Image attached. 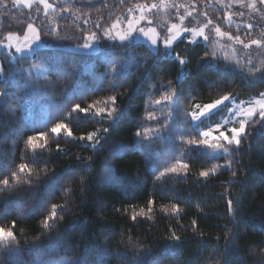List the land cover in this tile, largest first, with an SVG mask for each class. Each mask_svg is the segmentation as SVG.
<instances>
[{"label": "snow or ice", "instance_id": "snow-or-ice-1", "mask_svg": "<svg viewBox=\"0 0 264 264\" xmlns=\"http://www.w3.org/2000/svg\"><path fill=\"white\" fill-rule=\"evenodd\" d=\"M215 2L218 5L215 10L221 13L219 17L210 16L207 11L200 12L196 4H178L175 0L171 3L166 0L156 3H141L139 0H0V50H3L6 61V64L0 65V85H3L0 89V116L23 108L32 101L34 94L47 98L53 105L47 119L30 122L29 130L33 134L27 136L25 144L26 150L31 151L28 157L31 166L21 162L15 168L0 167V192H8L15 185L25 193H32L36 186L44 183L48 200L38 205V212L35 208L29 211L40 215V225L50 232L73 210V186H78L81 191L90 186V175L80 177L78 185L75 182L81 171L88 170L90 173L95 163V157L85 160L84 156L77 155L78 163L67 166L61 172L50 169L51 157L66 151L60 147L61 137L65 143L75 142L93 152L102 150L110 134L127 117L128 106L119 103L125 92L130 94L129 100L138 99L149 85L154 90L163 88L164 91L158 99L145 104L149 124L145 126L142 121H137L134 150L146 153L154 181L170 175L186 177L190 174L192 162L202 157V168L206 163H215L200 170L199 178L207 180L228 170L231 171L229 185L239 184L243 190L253 169L249 166L245 175L240 176V169L234 168L240 161L235 157L242 154L245 147L251 148L254 138L264 137V91L245 101L232 92H225L224 88L231 81L224 84L222 78L229 75L238 77L241 84L248 87L264 82V7H261L264 0ZM235 4L251 10L259 19L255 23H236L233 17H243L245 13L239 9L231 10ZM162 9L167 12L171 23L157 26L156 20ZM60 21L70 23L61 25ZM233 26L235 32L231 31ZM257 29L259 34L253 38ZM62 32L65 34L61 35ZM69 42L75 53L101 54L100 59L107 67L94 86L81 79L83 55L70 57L60 52ZM185 42L186 50L201 47L203 55L197 62L198 66L217 68L221 78L206 81L210 102L192 103V110L184 113L185 117H190L188 130L177 134L173 123L181 111V101L187 104L203 95L199 91L195 96L191 91L183 94L182 81L186 79L190 59L186 54H178L176 47ZM210 44H217L225 51L230 49V56H225L222 62L217 50H209ZM138 47L143 48V52L134 51ZM45 48L51 50V55H35L37 49ZM22 62H28L29 66L25 69ZM161 62L168 64L169 74L174 65H179L176 78L168 79L166 84L163 83L166 76L153 81L154 71L165 72L159 66ZM89 72L95 77L96 69L91 65ZM138 72L140 76L135 84L126 88ZM51 76L64 83L61 90L63 97L59 101L54 95H49L55 90L53 81L49 79ZM41 77L45 78L43 85L40 84ZM105 81H108L107 88L104 87ZM120 89L125 92L118 91ZM103 91H111L112 94L103 99L91 98ZM217 93L222 94L217 96ZM214 96L216 98H211ZM86 99L88 103L83 106ZM237 100L240 102L236 103ZM225 111L233 114L232 119L226 118L221 123L219 117ZM89 123H107V127L79 136L74 134L73 129ZM16 133L18 141L22 138L21 129L17 128ZM53 143L56 144L55 150L51 147ZM121 147L127 150V146ZM176 153H180L182 158L178 159ZM24 155L27 157V151ZM221 160L225 163H219ZM111 172V166L105 163L101 183L111 181ZM41 177H47V180L42 181ZM57 195L64 197L63 203L52 202L49 207V201ZM153 204V199L149 198L147 212L141 207L139 211L132 212L130 219L136 221L145 215L151 219L149 214L153 212ZM238 208L239 199L227 200L228 220L223 225V234L215 238V243L204 241L201 233V243L208 249L202 264H248L249 258L251 264H264V249L250 247L248 257H245L241 255L243 250L236 245L238 231L233 227L239 223L236 216ZM161 211L168 212L169 209L162 206ZM170 211L178 215L182 210L173 203ZM7 215L11 212L0 211V264H7L9 257L19 256L22 251L15 231L17 218L13 217L9 222ZM18 215L22 218L27 215L22 206H19ZM197 224V220H193L191 227L196 229ZM180 227L184 228L183 225ZM169 232L166 238L169 243L165 247L171 250L177 248L182 240L171 229ZM221 240L224 241L223 250ZM128 245H132L131 237L128 238ZM133 246L140 247L138 244ZM40 249L41 245L37 242L29 247V251L36 253ZM71 251L69 246L63 257L40 261L39 264H88L81 256L68 258ZM114 254L125 255L119 251ZM145 255L150 253H137L134 264H144ZM149 264L159 262L153 258Z\"/></svg>", "mask_w": 264, "mask_h": 264}, {"label": "trees", "instance_id": "trees-1", "mask_svg": "<svg viewBox=\"0 0 264 264\" xmlns=\"http://www.w3.org/2000/svg\"><path fill=\"white\" fill-rule=\"evenodd\" d=\"M171 1L172 0H167ZM144 3H156L158 0H139ZM178 4H196L200 12H205L212 16L219 17L220 12L216 6L210 5L209 0H175ZM209 4V5H208ZM79 7V5H77ZM74 10V9H73ZM117 15L119 12L116 13ZM95 16V13H93ZM43 19V16H41ZM61 25L70 21H60ZM231 31L235 32V27ZM65 33H61L64 35ZM259 34V29L253 33V38ZM52 41V38H48ZM72 46L67 43L60 49L62 54L68 56L83 55L81 63V79L89 86H94L98 82L100 73L105 71L107 65L97 54H78L67 48ZM209 50L211 44L208 45ZM137 53L143 52V48L134 49ZM178 54L187 55L190 59L186 72L187 76L183 83V94L189 91L193 96L196 91L203 93L201 97L185 104L181 101V111H191L192 103H207L210 98L207 95L208 86L206 81H214L221 78V73L217 68L198 66L197 62L203 55L201 47L186 50V42L179 43L176 47ZM35 55H51L50 49L37 50ZM229 53L221 55V61ZM26 69L28 62H22ZM6 64L4 53H0V65ZM96 69L95 77L89 72V66ZM160 67L165 72H155L153 81L165 77L163 83L168 79L176 78V68L172 67L170 74L167 72L168 64L161 62ZM7 71V68H5ZM143 69H141V72ZM140 76V72L133 77V80L126 85L132 87ZM55 85V100L59 101L63 97L62 89L64 83L57 80V77H49ZM224 88L225 92H232L235 96L247 101L264 91V82L256 84L254 87L242 85L238 77L226 76L222 78V83L228 84ZM40 84H45V78H40ZM108 81L104 82L107 88ZM3 85H0V89ZM125 92L124 89L118 90ZM164 89L154 90L149 85L144 89V94L138 99L129 100V93L125 92L119 103L128 106V114L120 125L110 134L106 146L102 150L91 151L86 146L81 147L77 143H65L63 137L60 139V147L65 149V153L51 157L50 169L57 173L67 166L78 163L77 155L95 157V163L89 173L88 170L81 171L75 184L78 185L80 177L91 176V184L86 191H81L78 186H73L72 206L73 210L66 215L63 220L50 232L45 231L39 221L42 218L34 212L29 211L35 208L39 211L38 205L48 200L47 188L44 183L36 186L32 193H25L19 186H13L8 192H0V211L11 212L6 219L10 222L13 217L17 218L16 233L20 241L22 251L19 256L9 257L7 264H39L40 261L59 259L64 256V251L69 246L72 248L68 252V258L73 256L84 257L88 264H134V257L137 253H150L143 256L144 264L154 258L159 264H202V259L207 257L208 249L201 243V233L203 240L209 244L215 243V238L224 232L223 225L227 223V200L229 198L239 199V208L236 216L239 223L233 227L238 231L236 245L242 249L241 255L248 257V249L255 247L257 250L264 249V137H256L252 141L251 148L245 147L242 154H238L235 159L239 160L240 176L245 175L246 169L251 167L253 171L248 175L245 187L241 190L239 184L229 185L231 171L225 170L223 174L203 180L198 177L200 170L210 168L215 161L206 163L203 168L200 159L193 161L190 167V174L186 177L168 176L154 181L151 173L153 169L146 161L144 151L134 150V131L137 121H142L145 126L149 124L146 120L145 104L151 100L158 99ZM111 91H103L91 98H105L111 95ZM222 93H217L218 96ZM211 98H216L211 97ZM75 102V101H74ZM237 103L240 100L236 101ZM88 99L85 100L86 106ZM52 103L45 97L35 95L32 101L23 108H17L15 113L6 112L0 116V167L15 168L21 162L29 163L31 151L26 150L25 141L28 135H32L29 125L32 120H45L52 110ZM154 107V105L152 106ZM159 117V113H157ZM23 124V127L21 125ZM107 127V123L85 124L82 128L73 129L74 134L79 136L94 131L97 128ZM189 120L185 123L184 131L188 130ZM21 129L22 138L16 140V130ZM121 146H127V150ZM56 149V144L51 145ZM27 151V157L24 155ZM119 153L113 155V153ZM47 155V153L45 154ZM176 157L181 159L180 153ZM109 164L112 168L111 181L101 183L104 175V165ZM171 163V161H169ZM223 164L225 161L221 160ZM43 167V165H41ZM46 181L47 177H41ZM67 187V185H64ZM27 188V185L24 186ZM227 189V191H225ZM19 194V195H18ZM154 201L153 212L144 217H138L136 221L130 219L132 212L139 211L141 207L147 212V200ZM64 197L57 195L50 203H63ZM176 203L182 210L178 215H173L170 211L171 205ZM19 206H22L27 213L26 217L18 215ZM166 206L169 211L162 212L161 207ZM119 210V211H118ZM197 220V228L191 227V222ZM183 225L182 229L180 226ZM172 230L181 237L182 242L177 248L166 249L169 243L166 239ZM186 229V230H184ZM131 237L132 245H127L128 238ZM33 242L41 245L39 253L29 251ZM221 250L224 241L221 240ZM139 245V248L133 245ZM119 251L125 255H115ZM251 264V258L248 259Z\"/></svg>", "mask_w": 264, "mask_h": 264}, {"label": "rangeland", "instance_id": "rangeland-1", "mask_svg": "<svg viewBox=\"0 0 264 264\" xmlns=\"http://www.w3.org/2000/svg\"><path fill=\"white\" fill-rule=\"evenodd\" d=\"M166 2L167 3H171V1H167V0H166ZM224 2L227 3V0H224ZM209 4L218 7V5L216 4L215 0H209ZM261 7H264V6H261ZM236 9H239L240 11H244V13H245V15L243 17H240L239 15H236V16L233 17V19H234V21L236 23H247V22L255 23L259 19V17L255 13L251 12V10H249L247 8H240V5H238V4L233 5V9H231V10H236ZM224 11H229V9H224ZM164 22H168L169 24L171 23V21L169 20L168 15H167V12H165L162 9L161 12L158 14V17H157V20H156V25L159 26L160 24H162ZM67 48L73 50L72 46H68ZM211 49L212 50L213 49L217 50V52H218L220 57H221V55H224L225 53H229L230 54V49L227 50V51L222 50L219 47V45H217V44H211ZM37 50H40V49H37ZM0 53H4L3 50H0ZM25 55H28V54L26 53ZM232 115L233 114L228 113V112L225 111L223 116L219 117V122L224 123L226 118L231 120L232 119ZM187 119L190 120V117H185L183 112L180 111V113L177 115V117H176V119L174 120V123H173V128L177 132V134L179 132L184 131V127H185V123L187 122ZM231 126L232 125L230 123L229 127H231Z\"/></svg>", "mask_w": 264, "mask_h": 264}]
</instances>
